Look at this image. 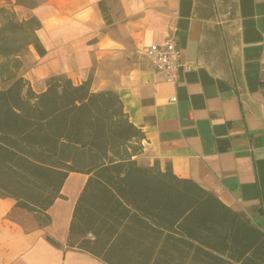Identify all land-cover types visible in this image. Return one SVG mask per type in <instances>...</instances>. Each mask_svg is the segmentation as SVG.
Returning a JSON list of instances; mask_svg holds the SVG:
<instances>
[{
	"label": "crops",
	"instance_id": "0c3cea01",
	"mask_svg": "<svg viewBox=\"0 0 264 264\" xmlns=\"http://www.w3.org/2000/svg\"><path fill=\"white\" fill-rule=\"evenodd\" d=\"M0 0L19 21L36 16L43 54L29 46L19 75L35 93L48 78L118 94L145 138L142 166L195 181L264 231V0ZM1 25V21H0ZM170 32L182 53L168 80L141 54ZM87 175L72 172L50 225L0 197V264H105L67 246ZM52 238L57 245L46 240Z\"/></svg>",
	"mask_w": 264,
	"mask_h": 264
},
{
	"label": "trees",
	"instance_id": "16d2710c",
	"mask_svg": "<svg viewBox=\"0 0 264 264\" xmlns=\"http://www.w3.org/2000/svg\"><path fill=\"white\" fill-rule=\"evenodd\" d=\"M34 7L35 0H16ZM0 197L15 199L39 227L72 172L87 175L67 246L105 264H264V231L191 179L141 166L144 133L118 94L48 78L35 93L19 75L22 51L44 50L36 16L0 7Z\"/></svg>",
	"mask_w": 264,
	"mask_h": 264
},
{
	"label": "built area",
	"instance_id": "2783aa9c",
	"mask_svg": "<svg viewBox=\"0 0 264 264\" xmlns=\"http://www.w3.org/2000/svg\"><path fill=\"white\" fill-rule=\"evenodd\" d=\"M141 54L146 61L168 80H176L182 66V53L176 35L170 32L162 44H151Z\"/></svg>",
	"mask_w": 264,
	"mask_h": 264
},
{
	"label": "rangeland",
	"instance_id": "374dc122",
	"mask_svg": "<svg viewBox=\"0 0 264 264\" xmlns=\"http://www.w3.org/2000/svg\"><path fill=\"white\" fill-rule=\"evenodd\" d=\"M29 1V0H28ZM0 21H1V15H0ZM27 56H28V51L27 50H24V51H22V53H21V58H22V60H26L27 59ZM4 87H6V85L5 84H0V88H4ZM142 145H143V143H142ZM143 150H144V146H143V149H142V152L139 154V155H137L135 158H136V160H137V162H138V164L139 165H141L139 162V160H138V157L143 153ZM155 164V163H154ZM142 166V165H141ZM153 166V165H152ZM238 212H240V211H238ZM243 212V211H242ZM244 214L251 220V218L249 217V215L247 214V213H245L244 212ZM32 215V214H31ZM34 218V217H33ZM34 221L36 222V224L38 225V223H37V221L34 219ZM251 222H252V220H251Z\"/></svg>",
	"mask_w": 264,
	"mask_h": 264
},
{
	"label": "water",
	"instance_id": "95a60500",
	"mask_svg": "<svg viewBox=\"0 0 264 264\" xmlns=\"http://www.w3.org/2000/svg\"><path fill=\"white\" fill-rule=\"evenodd\" d=\"M46 240L49 241L50 243L54 244V245H57V243L50 237H46Z\"/></svg>",
	"mask_w": 264,
	"mask_h": 264
}]
</instances>
